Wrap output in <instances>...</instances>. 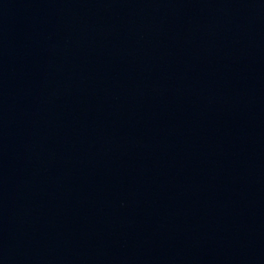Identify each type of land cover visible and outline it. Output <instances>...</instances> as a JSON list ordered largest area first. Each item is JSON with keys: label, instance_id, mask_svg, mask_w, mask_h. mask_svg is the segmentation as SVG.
<instances>
[{"label": "water", "instance_id": "water-1", "mask_svg": "<svg viewBox=\"0 0 264 264\" xmlns=\"http://www.w3.org/2000/svg\"><path fill=\"white\" fill-rule=\"evenodd\" d=\"M0 264H21V263H8V262H0Z\"/></svg>", "mask_w": 264, "mask_h": 264}]
</instances>
